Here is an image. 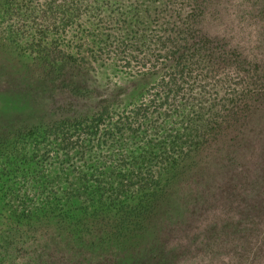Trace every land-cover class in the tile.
I'll use <instances>...</instances> for the list:
<instances>
[{
	"label": "trees",
	"instance_id": "trees-1",
	"mask_svg": "<svg viewBox=\"0 0 264 264\" xmlns=\"http://www.w3.org/2000/svg\"><path fill=\"white\" fill-rule=\"evenodd\" d=\"M219 6L220 0H0V95L43 101L42 110H33L34 120H21L23 113L15 112L13 121L0 123V264H164L181 247L162 253V231L157 234L159 227L150 225L156 226V216L169 213L172 204V213L181 215L189 203L206 196L227 208L221 233L232 239L253 235L264 249V154L252 168L234 156L235 145L249 141L248 125L258 137L264 134V53L247 51L231 35L210 30L209 17ZM106 54L112 60L152 61L144 79L163 71L158 88L163 94L155 93L163 99L154 110L172 106L179 86L219 74L220 85L211 87L227 95L225 88L230 89L227 101L233 104L222 115L219 139L182 157L174 149L181 135L168 139L169 133L158 146L164 152L171 149L170 158H176L156 171L152 183L137 168V157L143 156L128 152L130 141L121 139L126 133L150 147L148 136H159L143 110L150 103L135 104L128 115L108 120L99 132L113 102L105 97L91 106L92 91L82 92L85 87L73 80L87 68L67 76L65 93L57 88L67 63L89 57L93 61L88 63L99 64ZM254 77L262 83L256 96ZM234 78L236 82L230 81ZM241 103L246 107L240 109ZM183 112V105L175 108L176 115ZM212 144L219 153L209 156L204 149ZM102 148L115 149L101 155L96 150ZM192 155L196 167L202 165L192 182L181 187L180 174L190 169ZM142 159L140 164L147 161ZM65 170L72 182L67 176L62 180ZM174 181L179 184L175 191L164 189V182ZM60 182L63 187L57 186ZM163 206L170 210L161 211ZM244 221L251 225L243 227ZM254 262L264 264V253L254 254Z\"/></svg>",
	"mask_w": 264,
	"mask_h": 264
},
{
	"label": "rangeland",
	"instance_id": "rangeland-1",
	"mask_svg": "<svg viewBox=\"0 0 264 264\" xmlns=\"http://www.w3.org/2000/svg\"><path fill=\"white\" fill-rule=\"evenodd\" d=\"M209 11L211 12V10ZM216 11V13L212 11L214 15L209 17L208 27L213 33L219 36L231 35L235 39L234 42L237 43L238 46L246 48L247 51L264 53V0H220V6ZM150 25L154 26L155 24ZM69 36L70 34H66L64 39L67 41ZM99 52L100 51H98L97 54ZM88 60L93 61V59H89L88 57V59L85 58L80 60V62L70 61V63H67L66 73L64 71L59 74L62 75L59 76L60 82L57 83V88L65 93L67 88L64 83L69 81L67 76L74 73L77 69L87 68V71L83 73V75H74L73 80L79 83L80 86L85 87V90L82 89V92L92 91V93H89L91 106L105 97L110 98L112 100L111 102H113V108L103 117L105 118V123H102L101 127H99V132H102L103 129L106 128L104 126L107 124L108 120L112 119L114 122L119 117L128 115L130 110H133L132 108L135 104L140 105L141 102L144 101L150 103L151 105L149 104L147 108L143 110L147 112L149 116L148 120L156 127L155 129L159 136H148L147 140H151L150 147L145 146V144H148L145 143L146 140L130 138L126 133L123 134L121 139L130 141L131 147L128 149V152H133L132 154H134L135 157L139 155L143 156L137 157L140 159V163L143 162L142 158L147 160L144 164L139 163L137 168L146 178H153L152 180L150 179L152 183L156 178V171H163V169L169 166L170 162H174L173 160L176 158L173 156L170 158L171 149L168 150V152H166V150L164 152V150L158 146L160 139H163L169 133L171 136H168V139H170L172 135H181L180 141H178V145L177 147L175 146L174 149L178 150L181 156L184 157L188 153L192 154L195 149L207 143H214L216 139H219L217 137L221 136L222 132L219 130L218 125L223 124L221 123L222 115H225L226 112L229 111V108H231V106L233 107V104L231 101H227V99L230 98V89L225 88L228 93L227 95L222 92H217L211 87L216 84L220 85L219 74H215L210 78L206 77L192 85L179 86L180 88L177 96L170 95L173 103L172 106H164L154 110L163 99L156 97L155 94L156 91H159L160 95V92L163 94V91L158 89L161 86L160 78L163 71L161 70L159 73L147 79L141 78L142 73L147 71V68L152 65V61H146L145 64H143L144 60L142 62L141 59L129 60L125 58L112 60L107 54L104 55L103 60H100L99 64L97 60L90 63H88ZM230 81L236 82V79L234 78ZM253 82L256 88L253 89L252 93L256 96V92L262 89V83L257 77L253 78ZM191 86L194 89L190 90ZM58 94L59 91H57V96ZM58 100L59 98L57 97V110L59 108ZM129 100H132V102L128 103ZM40 101V98H34L31 99V101L27 99H18L17 95H12L11 93L0 95V123L13 121L17 116L14 114L15 112L23 113L19 116L21 120L25 119L27 116L31 120H34L32 114L33 110L40 111L43 107V101ZM180 105L184 107V112L181 116L175 114V108ZM245 107L246 105L244 103L239 105L240 109ZM163 119H165L166 122L160 127ZM137 124L138 123H136L135 126ZM261 124L262 127H264V123ZM202 125L206 126L202 128ZM248 129L250 132L247 131ZM244 130L251 136L249 137V141L241 140L239 141L240 144L237 143V146L235 145L236 155L234 156H236L242 164L246 165L245 167L249 166V168H252L253 162L261 157V154H264V134L258 137L257 134L259 133H256L255 130H251L250 125ZM77 134H79V132ZM77 134L75 135L77 136ZM75 135L71 137L72 140H75ZM80 138L79 140L81 142L83 137L80 136ZM68 145V147H71L74 146L75 143H69ZM212 145V148L204 149L206 152L211 153L209 156L219 153L216 149L218 145ZM135 147H145V149L142 152H136L134 150ZM158 147L160 149H158ZM114 149L115 148H112L108 151L107 148H102L96 151L101 155H108L112 153ZM150 149H152V151H150ZM94 151L93 149L91 155L95 154ZM173 151L174 150H172V152ZM148 152H150V154L153 153V156L147 157L149 156L147 155ZM176 161L179 164L180 160L176 159ZM49 163H53V165L56 164L54 159H51ZM187 163L190 169H187L184 174H180L178 180L179 183H182L181 187H186L192 182L195 173L198 172V167L202 165V163H200L199 166L196 167L197 160H195V156L193 155L188 158ZM115 164L116 161H113L112 165ZM55 166L52 167L51 171L55 169ZM128 166L129 163L126 164V167ZM210 168H212L211 172L216 173L213 166ZM64 173L65 174L62 176L63 181L66 180L68 172L65 170ZM67 182H72V179L68 176ZM178 182L174 181V185L171 182L168 184L164 182V189L175 191L176 187L179 185L177 184ZM58 185L59 187H63L61 186V182L57 184V186ZM164 185L162 184V187ZM159 187H161V185H159ZM150 193L151 190H147V196ZM199 200L200 201L197 203H189L187 209L181 215L172 213V211L174 212L175 210V208L173 210V204L171 210L169 209L171 205H169V208L168 206H163L161 211L169 209V213L168 211H163L161 218L156 216L158 220L155 224L157 225H150V228L159 227L156 230L157 234H159L160 229L162 231L160 233V235H162L161 239L164 247L162 253L165 252L167 254V249L174 245H180L181 247L180 252L175 257H170L164 264H252L254 254L257 253L259 255L260 252L264 253V249H260L259 246L260 238L256 244L254 238H251L253 235L249 237L245 235L241 237V239H232L230 233H221L220 229L222 225L225 224L222 219L227 217V211H225L227 210L226 206L219 203L214 204L207 196ZM129 211L132 213L137 212L130 207ZM179 211L180 208L175 212ZM236 218H238V216H236ZM236 218L230 219L236 221ZM215 223L217 224L214 225ZM245 225L248 227V225L251 224L248 221L242 222V226L245 227ZM169 233L172 234L168 235ZM165 235L170 237H165ZM219 235L223 237L219 238ZM227 238L229 241L225 242ZM239 243L242 244V248L239 247ZM253 264H255V262Z\"/></svg>",
	"mask_w": 264,
	"mask_h": 264
}]
</instances>
